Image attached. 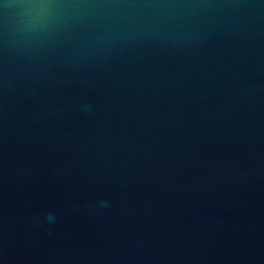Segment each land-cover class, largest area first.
I'll return each instance as SVG.
<instances>
[{"label": "water", "instance_id": "obj_1", "mask_svg": "<svg viewBox=\"0 0 264 264\" xmlns=\"http://www.w3.org/2000/svg\"><path fill=\"white\" fill-rule=\"evenodd\" d=\"M0 264H264V0H0Z\"/></svg>", "mask_w": 264, "mask_h": 264}]
</instances>
